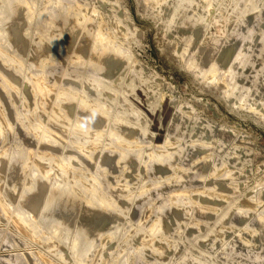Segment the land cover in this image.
<instances>
[{
    "label": "rangeland",
    "instance_id": "rangeland-1",
    "mask_svg": "<svg viewBox=\"0 0 264 264\" xmlns=\"http://www.w3.org/2000/svg\"><path fill=\"white\" fill-rule=\"evenodd\" d=\"M241 2L0 0L1 264L6 256L20 257L19 264H136L131 255L144 252L149 263L162 245L175 263L196 249V236L215 240L217 264H225L218 254L232 241L243 237L242 247L252 248L257 232L232 218L242 211L252 220L262 210H243L264 179L262 117L227 103L222 77L194 75L183 55L190 37L220 59L223 27L252 11L236 9ZM187 17L192 28L180 39L172 25ZM180 115L186 136L199 122L211 126V142L173 135L169 129ZM11 118L19 121L8 128ZM223 134L230 143L244 137L250 160L242 177L228 182L232 194L219 215L199 219L203 193L213 185L217 199L218 185L231 173L216 166L227 161L230 143L219 149ZM24 141L31 148H20L26 154L19 171L5 180L13 148ZM187 148L199 154L186 169L179 157ZM103 154L109 160L99 167ZM163 190L164 206L157 202ZM26 192L35 193L29 209L20 199ZM168 201L178 213L170 235L152 230L159 219L150 211ZM60 205L69 220L51 221ZM218 232L224 241L216 240Z\"/></svg>",
    "mask_w": 264,
    "mask_h": 264
},
{
    "label": "bare ground",
    "instance_id": "bare-ground-1",
    "mask_svg": "<svg viewBox=\"0 0 264 264\" xmlns=\"http://www.w3.org/2000/svg\"><path fill=\"white\" fill-rule=\"evenodd\" d=\"M258 1H260L262 5H260L259 11L256 13V4ZM241 5L243 12L247 13V10L249 9L252 11L245 19L237 21L227 28H225L226 26L223 27L222 34L224 36V42L220 49L221 58L217 61L211 59L209 56V49H197L194 45L193 38L187 37L188 32L192 28V17H187L183 23H181L180 20H175L172 26L174 27L175 24V27L177 28L176 32L180 39L181 37L182 39L185 36L187 37L186 48L184 49L185 52L183 54L186 58L187 68L191 69L194 75L204 74L206 81L214 80V82H218L222 77L220 80L224 82V100L233 106L252 110L256 116L259 118L262 117L259 121L264 124V10L261 7H264V0H242V2L237 5L236 9ZM178 117H175L173 125L169 131L182 140L187 134V131L185 132L184 129V124L181 127L182 123L185 122V116L180 115V118ZM18 121L19 120L16 118H11L8 128L14 126ZM2 133L5 132L2 131ZM226 134L221 135L219 140V149L221 150L226 148L231 142L228 141ZM214 135L215 131L211 126L204 122H199L194 133L188 134L186 137L190 136L192 138H197L201 143H209L214 138ZM244 142H246V139L241 136L239 139H236V142L230 143L227 152V161L223 167H221L222 162H216L217 168L224 170V168L227 167L230 169L231 173L223 179L225 183H221V186L218 185L217 199H212L214 198L213 193L211 192L213 185L210 188L208 187L203 193L204 195L201 206L196 213V216L199 219H208L209 215L207 216V214L212 213L210 219L212 220L219 215L221 209L223 210V208L220 207H223L224 201L232 194L231 190L228 188V182L233 179L239 180V178L242 177L243 168L250 160L249 152L241 146ZM31 145V142L24 141L22 145L13 148L12 166L6 171L5 180H8L12 174L19 171L20 166L18 164V159L22 154L28 152ZM21 147H25L24 150L26 152H21ZM5 154L6 153L0 156V165H2ZM198 154L197 151L190 150V148L184 149L179 157V163L182 167H186L187 169ZM108 160V156L103 154L99 161V167H102ZM41 174L43 175L44 172ZM95 174H97L96 171ZM43 181L44 177L41 178L40 183ZM195 182L197 183V181ZM242 182L239 183V186H241L240 184H242ZM63 191L64 189L60 188L57 192V194L59 193L60 200ZM165 192V190L161 191L157 197V202L159 201L163 203V206L166 205ZM33 195H35V193L26 192L20 196V199H26L25 201H28L27 209L32 208V203L34 201ZM248 200L249 201L243 205V207H245L243 210H256L261 207L262 210L257 217L248 220L250 218L247 217L245 212L241 211L232 219L235 223L240 224L244 221H248V229L256 231V237L254 238L251 249H245L242 247V243L244 242L243 237L237 241H232L226 250L218 254L221 256V259L225 264H264V179L260 180L250 191ZM171 202L172 201H168L169 205L167 207L165 206L163 208L160 204L156 210L150 209L152 213H156L158 217L157 219H159L157 225L152 228L153 231L164 230L168 235L172 233L173 221L176 220L175 218L178 213L176 214L174 208H170L172 207ZM61 204L63 203L61 202ZM59 208L58 214L60 216L54 217L52 215L50 218L51 221L59 220L61 223L68 221V216L63 214L64 208H61V205ZM187 208L188 206H184L183 211L180 214L184 215L187 212ZM104 209H107V205H105ZM21 210L16 218L17 223L23 218V215L21 214L23 210ZM45 211L46 208H42V212ZM173 211L175 212L173 213ZM95 226L96 224L94 223L92 227ZM191 235L194 236L195 232L190 231L189 236ZM215 236L216 240L218 238L222 240L224 239L223 234L220 232L216 233ZM194 240H196L195 244H197L199 249L196 247L194 251H189L185 258L179 262L171 263L169 247L163 245L160 246L158 251L154 252V254L150 252L149 263L143 262L145 260L143 257L147 255V252H144L138 258L131 255L130 261H136V264H217L211 256V253H215L217 250L215 240H202L198 239V236H196ZM3 259H7V262H4L3 264H19L21 258L18 256H6Z\"/></svg>",
    "mask_w": 264,
    "mask_h": 264
}]
</instances>
